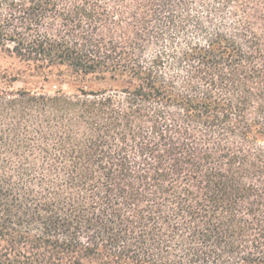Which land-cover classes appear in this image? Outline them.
<instances>
[{
    "label": "trees",
    "instance_id": "1",
    "mask_svg": "<svg viewBox=\"0 0 264 264\" xmlns=\"http://www.w3.org/2000/svg\"><path fill=\"white\" fill-rule=\"evenodd\" d=\"M0 264H264V0H0Z\"/></svg>",
    "mask_w": 264,
    "mask_h": 264
},
{
    "label": "rangeland",
    "instance_id": "2",
    "mask_svg": "<svg viewBox=\"0 0 264 264\" xmlns=\"http://www.w3.org/2000/svg\"><path fill=\"white\" fill-rule=\"evenodd\" d=\"M19 67H22V66H20V64L17 61L0 56V69L1 70L14 69V68H19Z\"/></svg>",
    "mask_w": 264,
    "mask_h": 264
}]
</instances>
